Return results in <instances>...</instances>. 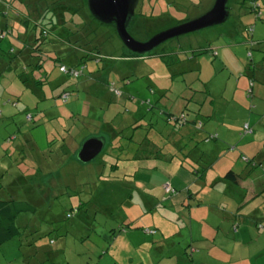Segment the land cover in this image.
Segmentation results:
<instances>
[{
    "label": "rangeland",
    "instance_id": "374dc122",
    "mask_svg": "<svg viewBox=\"0 0 264 264\" xmlns=\"http://www.w3.org/2000/svg\"><path fill=\"white\" fill-rule=\"evenodd\" d=\"M56 1L67 4L48 2ZM214 1L142 0L130 34L147 41L203 15ZM243 1L230 0L225 23L169 40L152 52L158 57L133 54L116 29L101 30L104 60L87 61L74 79L58 66H74L83 51L50 41L23 49L16 34L35 32L32 20L30 29L20 21L28 20L29 1L12 0L14 9L0 13L2 29L16 27L0 45V199L35 210L17 219L23 235L0 246V264H264V191L252 195L242 182L206 175L236 162L245 179L256 168L264 181L252 157L264 151V16L256 19L251 0ZM54 5L59 29L66 23ZM92 21L96 32L101 25ZM40 63L43 71H35ZM186 121L214 128L216 140L173 133ZM114 126L125 128L123 148L79 162L84 141ZM142 143L157 145L161 156L156 149L151 159H133ZM176 146L184 149L173 153Z\"/></svg>",
    "mask_w": 264,
    "mask_h": 264
},
{
    "label": "trees",
    "instance_id": "16d2710c",
    "mask_svg": "<svg viewBox=\"0 0 264 264\" xmlns=\"http://www.w3.org/2000/svg\"><path fill=\"white\" fill-rule=\"evenodd\" d=\"M28 1H29L28 3L23 2L24 4H26V8H27L28 13H29V16L27 18L28 20L25 22L22 20H20V21L22 22V25L25 24L26 28L30 29V27H31L30 20H32L33 21L32 27H33V30L35 32H31L30 30H28V31L25 30L24 33H21L19 35H18V33L16 34V36H17L16 38L22 44L23 49H26V50L27 49H31V50L40 49L41 50L42 43H45L48 41L53 42V43H61V46L63 45V47L65 49H68L69 51H77V50L73 49L72 47L79 48V51H77V52L79 54H81L80 52L83 51V55L81 54L79 61H77V63L74 66L69 67L63 63H59V66H58V70L61 74H64L68 78H74V79L79 78L81 75H84L83 65H86L87 61L91 60V61H94L96 63H99V62H102L104 60V57L106 56V55H104V52H103L104 51V43L101 41L102 39L98 36V32L101 30H105L106 28H109V27H112L113 29H115L114 25H106V24H102V23L96 21L95 23L100 24L101 27L99 29L97 28L96 32H94V31L91 32V28H90L91 27V21L92 20L94 21L95 19H93L92 16L87 11L86 4L85 5H79L78 4L77 8H73L71 6V4L69 5L70 0H65V1H67V4L64 1H58V2L56 1L57 3L54 2L51 4H49V2H48L49 0H38L39 3H37L34 0H28ZM243 2H245L244 4L246 5V1L244 0ZM30 3H32L33 5H29ZM54 4H56L60 7L59 8L60 13H62V17L66 23V24H63L62 28L59 27V29L57 27L58 22L56 21L57 20L56 19L57 18V16H56L57 12L53 11V8H55L57 6H55ZM0 5H1V7H0V13L1 14H2V11H5L6 9L10 10L13 8L12 0L10 2H8L7 0H0ZM31 7H32V9H31ZM249 7H250L249 9L251 10V13L255 14L256 19H262L263 18L264 15H263L262 9H264V0H251ZM83 9L86 11V14L88 17L85 16L86 14L85 15L82 14V13H84ZM37 12H38V14H37ZM65 13L78 16V18L83 19V20L74 21V19H71V20L67 21ZM17 17L18 18L21 17V14H19V16H17ZM69 17L70 16L68 15V18ZM37 20H39L41 23V27H40V25H38L39 28H41L40 31L38 29H36V27H37L36 21ZM181 22H183V21H181ZM15 28L16 27H14V29H12V31H11V28L2 29V27H0V45L7 39L5 32H10L12 34L14 32ZM54 30H57L58 34H56V36H54V37H50L52 34H54ZM63 34L65 35L66 40L64 39ZM92 36H94V37H92ZM64 42H67L68 45H64L63 44ZM8 43H9V46L11 47L9 54L17 56L18 55L17 49L12 45L11 42H8ZM255 45H258V44L256 43ZM255 45H253V46H255ZM12 50H14L15 53H13ZM212 52H214V49L212 50ZM199 53H202V52L199 51ZM70 55H71V53H70ZM148 56H149L148 58L158 57V55H155L153 53L148 54ZM124 57H120L119 59L123 60L121 58H124ZM144 59H146V58H144ZM144 59H140L137 61L138 62L144 61ZM76 60H74V61H76ZM129 62H134V61H129ZM4 66H5V63H0V73L1 74L3 73ZM34 68L38 69L35 71H39V72H42L44 69V67L41 63L36 64V67H34ZM249 70H251V67L249 68ZM41 78H42L41 80L37 81L38 84H41V82H43L44 75L41 76ZM128 78H126V80L128 82H130L129 81L130 79H128ZM108 86L109 87L114 86V89H112V92L114 93V95H116V94H119V96L121 95L120 94L121 92L116 88L115 83L111 82ZM67 93L68 92H66V94ZM68 99L64 100V102L67 103ZM133 126H134L135 130L139 127L137 125V123L133 124ZM115 134L116 135L114 136L113 139H115V138L118 139L120 137L119 132L115 133ZM215 135H210L208 137V140H212V139L216 140L217 135L216 136ZM114 148L119 149L121 147L116 145ZM226 178L227 179L229 178L230 180H233V181H235V180L237 181V176L233 172H229L227 174ZM34 210H35V207L31 203H28V202L25 203L22 201H17L13 198L8 199V200L0 199V246L11 241L12 239L21 237L23 235V232L17 226L16 221L20 215H22L24 213L34 212Z\"/></svg>",
    "mask_w": 264,
    "mask_h": 264
},
{
    "label": "water",
    "instance_id": "95a60500",
    "mask_svg": "<svg viewBox=\"0 0 264 264\" xmlns=\"http://www.w3.org/2000/svg\"><path fill=\"white\" fill-rule=\"evenodd\" d=\"M141 0H86L89 14L96 21L114 25L122 45L131 53L146 56L169 40L183 35L219 26L230 18V0H215L211 8L201 16L177 23L159 31L147 41H139L130 34L131 22L136 17V10ZM105 149V139L92 137L84 141L77 159L89 164L98 158Z\"/></svg>",
    "mask_w": 264,
    "mask_h": 264
},
{
    "label": "crops",
    "instance_id": "0c3cea01",
    "mask_svg": "<svg viewBox=\"0 0 264 264\" xmlns=\"http://www.w3.org/2000/svg\"><path fill=\"white\" fill-rule=\"evenodd\" d=\"M70 1H79L78 3H80L79 5H85L86 4V0H70ZM142 1V0H141ZM141 1H140V3H141ZM254 43V42H253ZM255 44V43H254ZM214 49V47H213V45H211V47H210V50H213ZM100 82H102V81H100ZM105 82V81H104ZM262 84H264V78H262ZM101 86H104V84H102ZM106 86V85H105ZM91 87V92H92V85L90 86ZM105 93V92H104ZM103 92L100 94V95H103L104 94ZM104 96V95H103ZM142 115L143 114H140V116L138 117V119H140L141 117H142ZM147 115V114H146ZM171 116V115H170ZM147 117H148V115H147ZM172 117V116H171ZM171 117H168V118H166L168 121H166L167 122V124H170V122H171ZM210 118H213V114H212V116L210 117ZM136 120L137 121V125H141V123H139V121L140 120ZM188 120V119H187ZM193 123H195V122H192V123H190L189 121H186V124H180V123H178L176 126H175V129H172V131H173V133L174 132H177L178 134H184L185 135V137H187V139L188 140H192V141H194L193 139H191V137L193 138H196V139H198L199 141H204V140H208V137L211 135V134H216V135H218L214 130V128H211V129H208V128H206L205 130H207V131H203V130H200V129H198V128H196V127H191V125L193 124ZM128 124V122H126L125 123V125H127ZM152 128V127H151ZM123 130H125V128L123 127V126H117V127H115L114 126V128H111V130L109 131V132H102V133H99V135H97L98 133H96V137H101V138H103V139H105V149H104V152H108L109 150H110V148L111 149H114V147L116 146V145H118V146H120L121 148H123V145H121L120 144V142H118V140L119 139H113L114 138V136L116 135L115 133H118V132H120V131H122L123 132ZM118 131V132H117ZM152 131V129L150 130V132ZM153 131H155V130H153ZM152 131V132H153ZM208 132H211V133H208ZM154 133H156V131L154 132ZM220 133V132H219ZM120 134V133H119ZM153 134V133H152ZM210 134V135H209ZM154 135V134H153ZM209 135V136H208ZM215 135V136H216ZM156 136H159L160 137V134L159 133H156ZM118 138V137H117ZM170 139H171V137H170ZM183 140V139H182ZM181 140V141H182ZM86 141V140H85ZM178 142V141H177ZM179 145V142H178V144H177V146ZM152 146V145H151ZM155 146V147H154ZM176 146V148L175 149H172V152L173 153H179V151H181V150H183L184 148L183 147H181L180 149H179V147H177ZM140 150L138 149L137 150V152H136V154L135 155H133L132 156V158L133 159H136V160H144V159H151L152 157H155V150L157 149L158 150V146L157 145H153V147H150V144H148L147 146L145 145V144H141L140 146ZM103 152V153H104ZM102 153V154H103ZM177 153V154H178ZM101 154V155H102ZM100 155V156H101ZM99 156V157H100ZM159 156H161L160 155V150H158L157 151V157H159ZM170 156H172V154L170 155ZM180 156H182V155H180ZM98 157V158H99ZM250 157V156H249ZM252 157H253V159H255L256 160V164L258 165V166H260V168H261V170L263 171L264 170V151H259L258 153H256V154H253L252 155ZM165 158V157H164ZM97 159V158H96ZM244 159H246V160H248V163H250L252 160H250V159H248L247 157H244ZM252 162H254V161H252ZM235 164H226V165H224L223 167V169L220 171V172H212V171H210L208 174H206L207 176L209 175V174H211V175H213V178H215V179H219V177L220 178H223V179H226V176H227V174L229 173V172H233L234 174H236V176H237V181L235 180V182H238V184H241V182L243 183V184H245V186H246V188H248V191L249 192H251V194L253 195L254 193H256V192H258V190L259 191H264V181H262V180H260V179H262L263 178V176H260V177H257V175H256V173L257 172H255V169L256 168H251L250 170H251V174H252V178H249V179H245V177H244V173H246L247 172V170L246 169H242V171H241V166H239V165H236V162H234ZM238 163V162H237ZM248 163H246V164H248ZM239 164V163H238ZM254 164H255V162H254ZM214 165V164H213ZM215 166V165H214ZM212 167V168H215V167ZM35 174H37L38 175V172H36ZM207 176H206V178H207ZM214 179V181H216ZM217 179V180H218ZM226 180H229V178L228 179H226ZM213 181V182H214ZM260 181H262L263 182V184H261L260 183ZM213 182H212V184H213ZM245 188V189H246ZM20 217V216H19ZM18 217V218H19ZM6 244V243H5ZM4 244V245H5ZM3 246V245H2Z\"/></svg>",
    "mask_w": 264,
    "mask_h": 264
},
{
    "label": "built area",
    "instance_id": "2783aa9c",
    "mask_svg": "<svg viewBox=\"0 0 264 264\" xmlns=\"http://www.w3.org/2000/svg\"><path fill=\"white\" fill-rule=\"evenodd\" d=\"M68 97H69V95L68 94H65L64 95V100H67L68 99ZM245 129H246V131H248L249 130V127H248V125H246L245 126ZM167 187V189H170L171 187L170 186H166Z\"/></svg>",
    "mask_w": 264,
    "mask_h": 264
}]
</instances>
